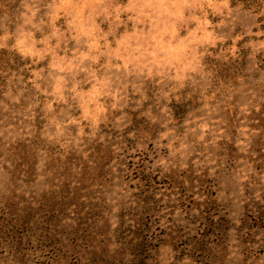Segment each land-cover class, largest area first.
I'll return each instance as SVG.
<instances>
[{"label":"rangeland","instance_id":"1","mask_svg":"<svg viewBox=\"0 0 264 264\" xmlns=\"http://www.w3.org/2000/svg\"><path fill=\"white\" fill-rule=\"evenodd\" d=\"M0 264H264V0H0Z\"/></svg>","mask_w":264,"mask_h":264}]
</instances>
